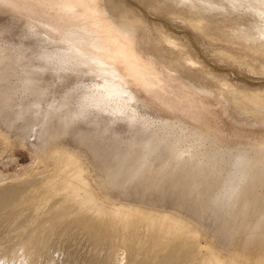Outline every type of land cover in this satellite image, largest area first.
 Segmentation results:
<instances>
[{"label":"rangeland","instance_id":"1","mask_svg":"<svg viewBox=\"0 0 264 264\" xmlns=\"http://www.w3.org/2000/svg\"><path fill=\"white\" fill-rule=\"evenodd\" d=\"M88 28L143 79L103 74ZM262 155L264 0H0V264H138L155 236L182 264H264ZM73 173L136 251L95 253L54 209Z\"/></svg>","mask_w":264,"mask_h":264},{"label":"bare ground","instance_id":"2","mask_svg":"<svg viewBox=\"0 0 264 264\" xmlns=\"http://www.w3.org/2000/svg\"><path fill=\"white\" fill-rule=\"evenodd\" d=\"M67 2V3H66ZM64 4H61L60 5V7H59V10L61 11V12H65V13H72V12H74V11H76V10H78V6L76 5V4H74V3H71V2H68V1H66ZM77 12V11H76ZM93 30V29H92ZM92 30H90L89 28L87 29V33H88V35H93V37L94 38H90V36H86V35H83L84 37H86L85 38V40H86V42H88V46H87V44H85V46H87V48L88 47H90V48H93V49H95L96 51H98V55L97 54H95V53H97L96 51L94 52V51H92V50H90L91 52H94L93 54H95L93 57H95V59L98 57L99 59H100V61H101V63L100 64H96V67H97V65H100V66H103V67H101L102 68V70H104L103 68H105V70L104 71H102V73L103 72H105L106 74H110V76H111V74L112 73H114V74H116L117 73V76L118 75H120L121 76V78H122V73L121 74H119V72L120 71H118V69L120 68V66H122L123 68H124V75H126V73H128L129 74V78H133V80H134V82H136L135 80H137L138 78L139 79H143L141 76L139 77V72H138V70H137V68L139 69V68H141L142 66H141V62H139L140 63V65H137L136 63H137V61H139V59L137 60V58H136V56H135V58L134 59H136L137 61H136V63L134 62V63H132L131 62V60H130V58H131V56L129 55V54H127V53H125V55L123 56L124 58H122L121 56L123 55H121L118 51H119V49L117 48V46L115 45V42L116 41H114V40H112L111 38H109L108 36H105V34L103 33V31H100L101 32V34H100V32L99 31H97L96 29H95V31H92ZM111 32V31H110ZM112 32H113V30H112ZM85 33V32H84ZM114 33V32H113ZM112 33V34H113ZM117 35V37H122L121 39L122 40H124V35L122 34V36H119V34L117 33V32H115ZM114 33V34H115ZM86 34V33H85ZM109 34V33H108ZM78 35V34H77ZM83 36H81L82 38H80V39H84L83 38ZM112 36V35H111ZM115 36V35H114ZM116 37V38H117ZM127 37V36H126ZM79 38V37H78ZM72 39V38H71ZM115 39V38H114ZM117 39H119V38H117ZM126 39V38H125ZM128 39V38H127ZM72 40H77V39H72ZM124 41H126V43L124 44L125 46H127L128 45V43H127V40H124ZM130 41V40H129ZM165 41L166 42H168L169 43V40L168 39H165ZM80 42H83V43H85L84 41H81L80 40ZM123 42V41H122ZM77 43H78V40H77ZM127 44V45H126ZM80 45V44H79ZM77 46V45H76ZM76 46H73V47H76ZM121 46H123L122 44H121ZM129 46V45H128ZM80 47H81V45H80ZM82 47H84V46H82ZM76 48H78V47H76ZM87 48H85V50L87 49ZM74 49V48H73ZM79 50H80V48H78ZM84 49V48H83ZM131 50V49H130ZM89 51V50H88ZM90 52V53H91ZM122 53V52H121ZM92 57V58H93ZM121 59H125L124 60V62L122 63V60ZM97 60V59H96ZM193 61V60H192ZM90 62V61H89ZM96 62H98L99 63V61L97 60ZM95 62V63H96ZM185 62L186 63H188V64H190V65H193V63L192 62H190V60L189 59H185ZM99 66V67H100ZM138 66H141V67H138ZM98 68V67H97ZM106 68H108L109 70H106ZM100 70V69H99ZM120 70H121V68H120ZM141 70H143V67L141 68ZM101 71V70H100ZM144 71V70H143ZM116 72V73H115ZM146 72V71H145ZM145 72H142L141 74L143 75V74H145ZM105 73H103V74H105ZM116 75L115 76H113V78L114 77H117ZM119 76V77H120ZM131 76V77H130ZM144 76V75H143ZM146 76V75H145ZM119 77H117V78H119ZM126 77H128V75H126ZM110 78V77H109ZM112 78V77H111ZM112 78V79H113ZM120 78V79H121ZM123 78H124V76H123ZM134 78H136V79H134ZM127 79V78H126ZM145 80H146V78H144ZM125 80V79H124ZM131 80V79H130ZM113 81V80H112ZM116 81V80H115ZM115 81H113V82H115ZM121 81V80H120ZM127 80H125V82H126ZM141 81V80H140ZM112 82V83H113ZM117 82H118V80H117ZM116 82V87L120 84L119 82V84ZM122 83H123V81H121ZM134 82L132 81L131 83H133L134 84ZM138 82V81H137ZM149 82V81H148ZM138 83H140V84H142V86L143 85H146L147 87H149L150 88V82L147 84L145 81H144V83H143V80L141 81V82H138ZM146 83V84H145ZM115 84V83H114ZM130 83L128 82V85H129ZM111 85H113V84H111ZM121 85V84H120ZM119 85V86H120ZM123 85H125L124 83H123ZM132 85V84H131ZM118 86V87H119ZM127 86V85H126ZM145 86V87H146ZM113 87H115V85H113ZM130 93V92H129ZM242 160H243V158L242 157H240ZM240 160V159H239ZM241 161V160H240ZM246 160H244V161H241L242 162V164H243V168L245 167L244 165L246 164V163H244ZM241 162L239 163V165H237V166H239V167H241L242 166V164H241ZM238 164V163H237ZM240 164H241V166H240ZM247 165V164H246ZM257 166H259L258 168H257V172H259V171H261V170H259V169H262V168H264V155H262L261 157H259V159H257ZM238 167V168H239ZM74 175H72L71 176V178H74V180H75V182L72 184V182H70V181H66L65 180V183H67L66 185L67 186H65L63 189H65L66 191H67V193H66V195H62V194H60L61 195V199H60V201H59V204H58V206H56V208H54V209H57V208H63L64 209V211H65V208H67V209H70V210H75V212H76V216H75V218H74V220H73V218H72V216H71V218H72V220L73 221H71L72 223H75L76 225L78 224V226L80 225H83V224H85V225H87V229H86V233L88 234V236H89V239L91 240V242H92V246H93V249H94V251H95V253H100V252H106V254H107V256H108V254L109 253H111V250H113L115 247H117V246H119V245H125V246H127L128 248H129V250H131V251H136L138 248H139V243H138V241L137 240H135L136 238H134V237H137V236H135L134 235V233H132L131 231H129L126 227H123V226H118L117 224H114V223H107L106 221H104L103 219H101V217L100 216H102V214H103V211H102V209L100 208V204H99V202H97L96 200H94V201H96V202H90L88 199H91L87 194H86V192H84L83 191V188H82V186H81V184H82V176L79 178V174H75V173H73ZM70 187H72V188H70ZM60 188H61V180L59 179L58 180V182H55L54 183V185H53V192L52 193H58V191H60ZM67 188V189H66ZM86 194V195H85ZM53 195V194H52ZM9 200V198H7L6 196H2L1 198H0V202L2 203V202H7ZM49 210V209H48ZM50 211V210H49ZM59 211V210H58ZM68 212V211H67ZM75 212H73V213H75ZM58 213V212H57ZM56 212L54 213L53 212V216H50L47 220L51 223V221H53L54 220V218H56V216L58 215ZM62 214H64V212H62ZM45 215V214H44ZM64 215H66V213L64 214ZM70 215H72V214H70ZM62 216V215H61ZM66 218H68V217H66ZM85 218H89L88 220H86ZM62 219V218H61ZM46 220V221H47ZM87 221V223H86V221ZM49 222H45L46 223V225H47V223H49ZM54 223V222H53ZM43 224V223H42ZM44 225V224H43ZM43 225H40V226H38V228L41 230V228H43ZM74 225V224H73ZM50 226V225H49ZM77 226V227H78ZM32 228V227H31ZM37 228V229H38ZM33 229V228H32ZM34 230L35 229H33L32 230V232H31V236L30 237H32L33 236V238L35 237V232H34ZM31 231V230H30ZM34 232V233H33ZM29 235V234H28ZM38 236V235H37ZM45 237V236H44ZM37 239H39V238H37ZM165 238L164 237H158V236H155L154 237V241L152 242V244H151V248H150V250L148 251V252H146L145 254V256H144V258H143V260L141 259V260H139V262L140 263H138V264H182V262L183 261H185V259L187 258L186 256H184V257H182V256H180L179 257V255H178V251L176 250V248H174V247H172L171 248V250L167 253V254H165V255H163L162 254V256H159V254H161L160 253V251L162 250V249H160V246L161 245H164V243H165ZM172 243V242H171ZM34 244H35V242H34ZM46 244H47V242H46V240L45 239H39V240H37L36 241V244L34 245V246H36L37 247V252H38V250L39 251H42V249H44L45 248V246H46ZM31 245V244H30ZM167 246V245H166ZM172 246V245H171ZM159 248V249H158ZM165 248V247H164ZM168 248V247H167ZM166 249V248H165ZM165 249H164V251H165ZM182 249V248H181ZM32 250H34V249H32ZM35 250V251H36ZM184 251V250H183ZM39 253V252H38ZM38 253H36V254H38ZM191 256V255H190ZM186 257V258H185ZM185 258V259H184ZM191 259V258H190ZM192 261V260H191ZM191 261H189L190 263H191ZM138 262V261H137ZM187 262V261H186ZM188 263V262H187ZM186 263V264H187ZM137 264V263H136Z\"/></svg>","mask_w":264,"mask_h":264}]
</instances>
